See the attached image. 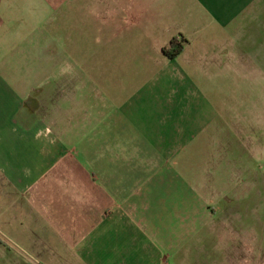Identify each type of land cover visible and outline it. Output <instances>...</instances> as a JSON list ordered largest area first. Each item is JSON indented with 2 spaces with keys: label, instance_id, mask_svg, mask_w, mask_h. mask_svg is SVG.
Returning a JSON list of instances; mask_svg holds the SVG:
<instances>
[{
  "label": "crops",
  "instance_id": "0c3cea01",
  "mask_svg": "<svg viewBox=\"0 0 264 264\" xmlns=\"http://www.w3.org/2000/svg\"><path fill=\"white\" fill-rule=\"evenodd\" d=\"M188 2L199 14L177 28L181 33H165L134 55L113 47L101 74L84 76L76 58L78 23L95 0L64 2V22L74 21L69 35L47 32L59 11L52 0H0V182L20 193L13 212L31 216L15 223L16 240L0 233V264L210 263L195 256V206L185 211L173 191L155 187L177 162L174 152L186 148L163 146L162 124L187 100L181 86L199 81L196 71L222 63L209 33L264 32V0ZM173 36L183 46L168 58L161 49ZM61 37H74L68 59ZM235 40H226L234 51ZM86 126L90 146L57 137ZM65 146L91 150V167L76 163ZM46 172L63 181L49 195Z\"/></svg>",
  "mask_w": 264,
  "mask_h": 264
},
{
  "label": "rangeland",
  "instance_id": "374dc122",
  "mask_svg": "<svg viewBox=\"0 0 264 264\" xmlns=\"http://www.w3.org/2000/svg\"><path fill=\"white\" fill-rule=\"evenodd\" d=\"M52 2L63 5H54L59 11L49 21L47 32L69 35L74 21L64 22V2L74 0ZM93 7L88 12L87 6L83 8L78 23L76 58L83 62L84 76L101 74L113 47L118 51L128 48L133 55L138 53L137 47L148 51L158 37L178 33L181 24H188L199 14L188 0H95ZM241 34L237 38L232 32L209 33L212 50L222 63L196 71L200 80L181 86L189 96L179 103V112L166 116L168 124H162L161 135L163 146L178 142L186 148L174 152L172 160L177 162L164 170L163 179L154 181L156 188L173 191L185 211L195 206V256L209 257V264H264V32ZM37 35L34 32L35 39ZM231 38L238 45L235 51L226 41ZM64 42L63 57L68 59L74 37ZM47 44L45 39L40 46ZM239 123L240 128L235 125ZM229 130L236 132L224 133ZM88 131L86 126L57 137L62 144L87 141L90 146ZM146 134L154 139L158 133ZM68 149L76 163L83 160L85 167H91V150ZM46 176L47 195L63 187L62 178L47 172ZM7 183L4 178L0 182V233L16 240L12 230L15 223H26L31 216L13 212L20 193ZM23 195V204L29 205L27 192ZM44 203L50 205L52 201Z\"/></svg>",
  "mask_w": 264,
  "mask_h": 264
},
{
  "label": "trees",
  "instance_id": "16d2710c",
  "mask_svg": "<svg viewBox=\"0 0 264 264\" xmlns=\"http://www.w3.org/2000/svg\"><path fill=\"white\" fill-rule=\"evenodd\" d=\"M184 39L180 36H173L170 38L168 45L162 47V52L168 57H175L182 50Z\"/></svg>",
  "mask_w": 264,
  "mask_h": 264
}]
</instances>
